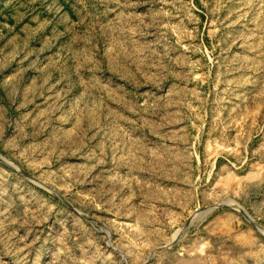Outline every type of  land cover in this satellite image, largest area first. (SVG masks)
<instances>
[{"label": "rangeland", "instance_id": "374dc122", "mask_svg": "<svg viewBox=\"0 0 264 264\" xmlns=\"http://www.w3.org/2000/svg\"><path fill=\"white\" fill-rule=\"evenodd\" d=\"M0 264H264V0H0Z\"/></svg>", "mask_w": 264, "mask_h": 264}]
</instances>
